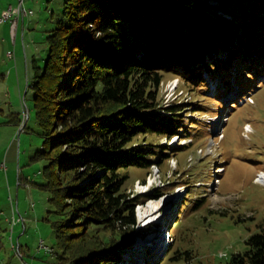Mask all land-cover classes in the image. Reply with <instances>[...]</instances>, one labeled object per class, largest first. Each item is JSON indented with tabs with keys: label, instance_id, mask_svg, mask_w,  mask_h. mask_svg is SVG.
<instances>
[{
	"label": "trees",
	"instance_id": "obj_1",
	"mask_svg": "<svg viewBox=\"0 0 264 264\" xmlns=\"http://www.w3.org/2000/svg\"><path fill=\"white\" fill-rule=\"evenodd\" d=\"M46 41L31 84L42 139L31 161L45 163L38 186L50 196L44 221L56 242L48 253L55 264H162L163 250L133 245L152 233L139 228L138 205L164 192L133 196L124 172L159 165L171 148L136 139L185 127L186 109L159 100L166 75L200 89L209 87L204 73L222 75L243 95L264 75V0H64ZM3 232L0 222V252ZM11 242L24 259L23 245ZM246 243L227 264H264V229ZM183 255L192 258L179 250L172 259Z\"/></svg>",
	"mask_w": 264,
	"mask_h": 264
},
{
	"label": "rangeland",
	"instance_id": "obj_2",
	"mask_svg": "<svg viewBox=\"0 0 264 264\" xmlns=\"http://www.w3.org/2000/svg\"><path fill=\"white\" fill-rule=\"evenodd\" d=\"M63 1L25 0L33 15L19 20L16 38L11 20L0 23V74L6 75L0 81V222L7 246L0 252V264L56 262L41 247L44 242L56 248V242L55 232L44 221L50 196L38 186L45 183V163L31 161L42 147L31 84L35 63L41 65L48 55L46 31L61 19ZM19 4L20 0H0V19L11 6L15 13ZM226 56L222 53V59ZM235 67H229L232 73ZM203 75L209 81L204 89L166 75L159 100L164 106L178 103L186 109L181 114L185 127L172 138L140 135L136 142L155 144L158 151L161 146L166 152L171 148L170 156L151 169L130 167L124 172L129 175L124 189L133 196L158 187L164 192L137 207L139 228L152 230L147 241L137 242L149 243L142 248L163 250L158 257L162 264H227L235 253L249 249L246 241L252 234L264 229V75L253 79L244 95L236 79L228 88L222 85V75ZM163 198L154 217L142 220L140 209ZM12 235L17 246L23 245L24 259L13 248ZM179 250L189 251L192 258L172 259Z\"/></svg>",
	"mask_w": 264,
	"mask_h": 264
},
{
	"label": "built area",
	"instance_id": "obj_3",
	"mask_svg": "<svg viewBox=\"0 0 264 264\" xmlns=\"http://www.w3.org/2000/svg\"><path fill=\"white\" fill-rule=\"evenodd\" d=\"M23 14H32V11L27 10L25 8V0H20V4L16 12L14 13L13 6L10 7L9 13L6 17H3L0 19V23L5 22V20H11V30L13 37L16 38L18 28H19V20L23 19ZM10 57L14 56V53H9ZM14 206V205H13ZM42 247L46 248L47 252H51V248L44 246V243H42ZM18 254L22 257L20 250L18 248Z\"/></svg>",
	"mask_w": 264,
	"mask_h": 264
},
{
	"label": "bare ground",
	"instance_id": "obj_4",
	"mask_svg": "<svg viewBox=\"0 0 264 264\" xmlns=\"http://www.w3.org/2000/svg\"><path fill=\"white\" fill-rule=\"evenodd\" d=\"M28 15H30V14H23V19ZM31 15H33V11H32ZM249 129H250L249 131H251V129H252L251 125H249ZM263 184H264V182H263ZM164 201H165L164 198L157 201V202L151 201V202H149L148 205H146L145 207L140 209L141 219L146 220L148 218H153L154 215L156 214V212H158L163 207ZM14 214L16 215V212ZM15 215H14V219H15ZM51 251H53V250L51 249ZM222 256H225V254H222Z\"/></svg>",
	"mask_w": 264,
	"mask_h": 264
},
{
	"label": "water",
	"instance_id": "obj_5",
	"mask_svg": "<svg viewBox=\"0 0 264 264\" xmlns=\"http://www.w3.org/2000/svg\"><path fill=\"white\" fill-rule=\"evenodd\" d=\"M149 238H150V237H148V238L146 237V240H145V241H147ZM144 239H145V238H144ZM143 245H144L143 243H138V242H137L136 244L133 245V247H134V248H140V247H142Z\"/></svg>",
	"mask_w": 264,
	"mask_h": 264
}]
</instances>
